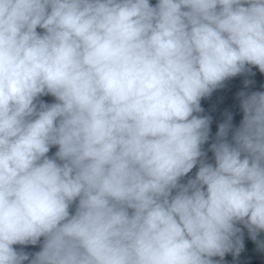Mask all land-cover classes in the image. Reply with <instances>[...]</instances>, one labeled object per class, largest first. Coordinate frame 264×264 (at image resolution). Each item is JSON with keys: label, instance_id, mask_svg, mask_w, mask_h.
Instances as JSON below:
<instances>
[{"label": "clouds", "instance_id": "9594fccd", "mask_svg": "<svg viewBox=\"0 0 264 264\" xmlns=\"http://www.w3.org/2000/svg\"><path fill=\"white\" fill-rule=\"evenodd\" d=\"M253 68L264 0H0V264H220L244 229L264 252V90L207 150L197 115Z\"/></svg>", "mask_w": 264, "mask_h": 264}, {"label": "water", "instance_id": "95a60500", "mask_svg": "<svg viewBox=\"0 0 264 264\" xmlns=\"http://www.w3.org/2000/svg\"><path fill=\"white\" fill-rule=\"evenodd\" d=\"M150 3L154 6L157 3V0H150ZM38 31H43L42 29H38ZM252 71L255 75H239L236 77H232L226 80L222 87L215 89L209 96L202 98L201 107L203 108V112L197 114L200 116H207L211 118L210 123V139L209 142L204 145V149L207 150L209 144L212 143L215 139L216 132L218 131V126L220 123L224 122L226 119V115L231 113L233 116L232 124L233 126H238L239 122L242 119L243 113L239 107V100L237 98V94L245 90L244 80L250 79L254 81L251 85L248 86V91H260L264 90V74H261L258 69L253 68ZM43 102L53 103L54 97L51 96H43L40 98ZM231 138V133L229 134V139ZM57 151V147H53L50 149L48 156H54V153ZM212 153L208 151L207 156L209 162L212 161ZM196 168L188 174V177L184 178L186 182L187 178L193 177ZM261 239H264V233L260 236ZM243 242L244 248L239 253L238 256H234L232 253H227L223 259L220 257H214V260L220 261V264H264V252L258 251L255 242L251 240L249 237L247 230H243ZM15 248L21 249L23 248L26 252L34 253L39 251V245L32 246H22V245H14Z\"/></svg>", "mask_w": 264, "mask_h": 264}]
</instances>
